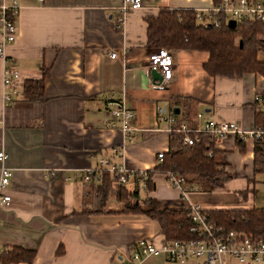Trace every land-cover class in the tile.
I'll list each match as a JSON object with an SVG mask.
<instances>
[{
    "label": "crops",
    "instance_id": "0c3cea01",
    "mask_svg": "<svg viewBox=\"0 0 264 264\" xmlns=\"http://www.w3.org/2000/svg\"><path fill=\"white\" fill-rule=\"evenodd\" d=\"M121 1L16 0V36L4 48L7 61L0 58V151L5 155L0 167L10 171L0 189L9 196L0 206V248L33 250L30 264H121L137 240H163L156 220L143 214L119 212L111 202L108 211L92 212L95 197L78 176L99 155L129 169L151 170L168 142L156 106L177 109L175 117L190 127L228 121L244 132L252 129L255 111L264 109V75L209 76L201 66L206 54L193 50L173 52L165 89L149 87L144 66L155 49L146 46V20L160 8L204 9L211 0H140L141 6L127 11L117 25ZM4 64L19 74L14 82L19 94L10 104L2 100ZM25 80L41 81V96L25 99ZM256 95L261 101H254ZM109 98L132 113L129 144L122 145L121 131L105 108ZM253 145L249 138L236 144L233 134L215 140L229 176L219 188L194 189L183 202L162 174H154L149 196L171 209L188 203L203 210L264 207L255 203L254 177L264 172L253 171ZM114 147L120 154L111 153ZM136 264L180 263L155 255Z\"/></svg>",
    "mask_w": 264,
    "mask_h": 264
},
{
    "label": "trees",
    "instance_id": "16d2710c",
    "mask_svg": "<svg viewBox=\"0 0 264 264\" xmlns=\"http://www.w3.org/2000/svg\"><path fill=\"white\" fill-rule=\"evenodd\" d=\"M220 1L211 0L212 5ZM216 17L218 27H207L196 21L193 9L160 8L155 17L146 20V46L164 48L171 53L177 49L203 52L206 59L201 66L209 76L234 78L251 72L264 75V59L259 58V53L264 52V39L258 38V35H264V25L255 20H241L229 29L222 12ZM41 93V81H24L21 94L25 99L38 98ZM256 128L264 129V109H257L254 113L252 129ZM215 140L210 134L199 132L197 140L184 144L180 133H169L167 150L162 153L161 161L146 170V178H134L132 187L115 185L110 174L101 172L97 181L91 179L85 183L95 197L92 212L108 211L111 202L118 204L119 212L139 213L156 220L163 241L192 237L187 210L161 207L154 197L149 196L153 190L151 177L174 172L181 177L184 187L201 191L221 187L229 176L223 170L225 164L219 156L220 151L213 147ZM241 141L235 137L236 144ZM253 142V171L264 172V138ZM204 211L215 226L254 236L264 233V207ZM33 255V250L13 246L0 254V263L30 264Z\"/></svg>",
    "mask_w": 264,
    "mask_h": 264
},
{
    "label": "built area",
    "instance_id": "2783aa9c",
    "mask_svg": "<svg viewBox=\"0 0 264 264\" xmlns=\"http://www.w3.org/2000/svg\"><path fill=\"white\" fill-rule=\"evenodd\" d=\"M141 6L140 0H122L117 8L118 17L115 18L117 25L123 22L124 15L129 10L137 9ZM18 5L16 0H6L0 5V58L5 60L4 48L12 43L16 36L15 19ZM196 21L206 25L218 27L217 15L222 12L225 25L231 19L237 24L241 20H255L264 25V0H221L217 5L209 8L193 9ZM259 39H264V35H258ZM110 58L115 54L111 52ZM174 64L173 53L164 48H158L148 54L147 62L144 66L149 87L154 90H163L172 79V68ZM157 71L160 79L153 81L149 72ZM19 74L14 66L4 64L1 74V82L4 88L2 100L5 104H10L19 94L14 82ZM260 96H254V101L258 102ZM105 108L109 112L112 120L121 131L122 145L129 144L133 138L134 128L130 125L132 117L131 111L126 108L121 101L107 99ZM156 119L165 123L164 130L180 133L184 144H191L197 140L199 132H205L214 138H220L227 134H233L240 140L246 138H264V129H251L248 132L242 131L234 122H215L204 120L201 126L190 127L185 122L178 120L171 111H165L161 106L155 108ZM201 115L198 114L197 118ZM113 126V125H111ZM121 148H111V153L115 156L120 154ZM163 152L156 153V161L160 162ZM5 155L0 151V162ZM101 172H107L113 177L115 185L132 186L134 178H146V170L126 168L123 164L114 163L108 156L99 155L92 166L78 170V176L82 182L87 183L91 179L98 180ZM166 182L171 188L179 192L181 201L184 202L191 187H184L181 177L174 172L162 173ZM10 171L0 167V189H3L9 181ZM9 196L0 194V206H6ZM189 212V232L192 237L187 239H174L171 241L155 242L150 239L137 240L132 249L126 254L121 264H136L148 256L161 255L165 260L175 263H184L189 259L198 260L200 264H264V233L259 236L243 233L232 229H224L215 226L207 213L196 204H186L181 207ZM3 250L0 248V254Z\"/></svg>",
    "mask_w": 264,
    "mask_h": 264
},
{
    "label": "rangeland",
    "instance_id": "374dc122",
    "mask_svg": "<svg viewBox=\"0 0 264 264\" xmlns=\"http://www.w3.org/2000/svg\"><path fill=\"white\" fill-rule=\"evenodd\" d=\"M259 58L264 59V52L259 53ZM255 190H254V195L256 197V191H257V196H258V201L255 202L257 205H264V173H258L255 175ZM130 186V185H128ZM115 204V203H114ZM118 207V204L115 205Z\"/></svg>",
    "mask_w": 264,
    "mask_h": 264
},
{
    "label": "water",
    "instance_id": "95a60500",
    "mask_svg": "<svg viewBox=\"0 0 264 264\" xmlns=\"http://www.w3.org/2000/svg\"><path fill=\"white\" fill-rule=\"evenodd\" d=\"M206 26L209 27L210 25L206 24ZM226 27L229 28V29H233L235 27V22L233 20H231V19L227 20ZM238 45H240V40H238ZM150 76L152 77V79H156V80L160 79L159 73L157 71H154V70L150 71ZM172 112L174 114H177L178 110L177 109H173Z\"/></svg>",
    "mask_w": 264,
    "mask_h": 264
}]
</instances>
